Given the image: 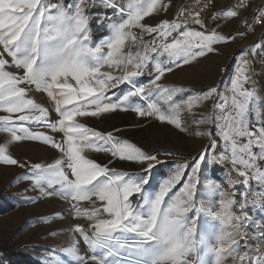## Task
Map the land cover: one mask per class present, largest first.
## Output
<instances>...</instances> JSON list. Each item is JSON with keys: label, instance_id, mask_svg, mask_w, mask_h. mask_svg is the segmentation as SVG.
I'll use <instances>...</instances> for the list:
<instances>
[{"label": "snow or ice", "instance_id": "6c2138e0", "mask_svg": "<svg viewBox=\"0 0 264 264\" xmlns=\"http://www.w3.org/2000/svg\"><path fill=\"white\" fill-rule=\"evenodd\" d=\"M211 4L196 0L171 21L150 26L145 18L166 12L170 0H0V133L9 143L36 141L59 153L46 165H28L17 182L30 180L41 196L69 202L73 219L86 220L91 230L89 235L81 224L70 229L91 255L81 254L73 235L67 247L49 250L43 264H264V220L250 214L264 213V96L255 86L251 59L257 49L264 51V41L235 57L228 95L218 87L194 93L161 82L166 73L218 54V45L264 25L260 6L251 23L241 21L245 32L209 31L201 13ZM248 7L250 0H236L212 18H238ZM94 31L103 35L94 39ZM145 75L148 81L140 82ZM121 85L128 90L112 92ZM33 92L45 95L50 107L37 102ZM209 100L210 112L184 121V112L194 116ZM116 111L153 117L207 137L208 145L190 159L173 161L153 184V171L166 163L160 157L178 153L146 151L78 119ZM51 112L58 119L51 120ZM29 125L60 132L63 139ZM191 125L197 130L191 132ZM87 153L112 159L101 164ZM116 160L137 164L144 174L109 167ZM0 165L26 166L8 153L7 144L0 145ZM215 165L225 168L224 182L204 175L206 166ZM83 202L91 207H81Z\"/></svg>", "mask_w": 264, "mask_h": 264}, {"label": "rangeland", "instance_id": "374dc122", "mask_svg": "<svg viewBox=\"0 0 264 264\" xmlns=\"http://www.w3.org/2000/svg\"><path fill=\"white\" fill-rule=\"evenodd\" d=\"M186 1L181 0L175 7H169L166 12L161 11L149 18H145L143 22L154 26L165 19L171 21L177 11L181 7H185ZM220 1H212L209 7L211 15L218 12V10H228L236 0H223L222 4H225V7L218 8ZM260 2L264 3V0ZM92 11L103 10L93 9ZM238 19H230L231 22L216 28L221 34L234 35L244 29V26L241 25V18L238 17ZM145 39H149V37H145ZM261 41H264V26L247 33L242 41L237 37L234 42L218 45V54H209L199 58L197 62L191 65H185L175 69L173 72L166 73L161 82L169 86H183L194 93L205 91L209 87H218L221 92L228 95L227 88L236 63L235 57L243 49ZM251 59L255 71V76L253 77L255 86L259 90V94L264 96V51L257 49V55L251 57ZM222 69H226V71H222ZM148 79L147 75L138 78L143 83H146ZM251 86V84L246 85V87ZM127 90L128 85H121L119 88L113 89L112 92H115L116 95H122ZM109 94L111 95V93ZM30 95L45 107H50L45 95L36 92L30 93ZM113 98L115 99V97ZM133 101L144 107L147 106L146 102L139 98H133ZM212 105V100L207 101L202 107L193 110L196 113L194 116L184 112V121L190 124L192 120L199 119L200 114L208 113L212 110ZM50 119H58L55 112L50 113ZM78 119L91 129L102 133L112 132L120 139L127 140L146 151L161 150L178 153V157H160L166 163L159 165L153 171V184L168 172L173 161L182 160L183 158L190 159L203 151L208 145L207 137L197 138L188 133L180 132L170 125L162 124L153 117H138L132 111H116L99 118L83 117ZM205 127L207 126H201V130H204ZM29 128L34 132L39 131L50 135L57 141H62L63 139L62 133L52 132L46 127L29 125ZM116 129H120V131L117 132L115 131ZM196 130V126L191 125L190 131L194 132ZM9 140L10 137L7 134L0 133V145L7 144L8 153L20 164L26 166L0 165V197L13 201L17 207L14 211L0 216V255L24 250L25 253L34 254L36 259L43 264V259L47 256L49 250L67 247L71 243L73 235L79 240L81 254L85 256L91 255V251L80 239L79 235L70 232L74 225L81 224L91 235V230L88 229L86 220L73 219L69 202L56 195L41 196L38 190H33L30 180L21 179L17 182L18 177H22L29 172L28 165L37 163L46 165L53 162L59 156V153L40 142L24 140L9 143ZM87 155L101 164H108V161L112 159L105 153H87ZM109 167L115 168L117 171L144 174L141 172L139 165L127 161L116 160ZM204 175L210 176L218 182H224L226 179L225 168L219 165L206 166ZM29 198L34 199L35 202H29ZM97 206H99V202ZM81 207H91V205L88 202H83ZM57 214H60L59 218ZM250 214L257 219L264 220V213L253 210ZM45 219L48 220L47 223L44 222ZM249 243L254 242L250 241ZM226 264H232V261L228 260Z\"/></svg>", "mask_w": 264, "mask_h": 264}, {"label": "built area", "instance_id": "2783aa9c", "mask_svg": "<svg viewBox=\"0 0 264 264\" xmlns=\"http://www.w3.org/2000/svg\"><path fill=\"white\" fill-rule=\"evenodd\" d=\"M260 1L261 0H250V7L246 8L244 10H241L239 18H241V20L247 19L249 21V23H251V21L253 19V15L255 13V9H257L260 6H264V3L260 2ZM195 3H196V0H187L186 3H185V8L195 5ZM235 3H236V1L233 2L232 6ZM216 13H218V12H216ZM201 16L204 19L205 25H206V27H207V29L209 31L215 29L217 32H220L216 27H218V26L220 27V26H222V25H224V24L229 22L228 20L226 21L224 19H213L212 18L213 14L211 15L209 13V8L207 10H205L204 12H202ZM263 26L264 25H261V24H255L253 26V30H255L258 27H263ZM191 27L197 28L198 26L193 24V25H191ZM246 28H247V26L245 25L244 29L241 30L240 32H245ZM249 32H251V31H248L247 33H249ZM246 35L238 36L239 40L240 41L244 40Z\"/></svg>", "mask_w": 264, "mask_h": 264}, {"label": "trees", "instance_id": "16d2710c", "mask_svg": "<svg viewBox=\"0 0 264 264\" xmlns=\"http://www.w3.org/2000/svg\"><path fill=\"white\" fill-rule=\"evenodd\" d=\"M95 29V25H93ZM103 35L98 31H94V38ZM16 205L13 201L7 198L0 197V216H4L16 209ZM0 264H42L34 254L25 253L24 250L4 253L0 255Z\"/></svg>", "mask_w": 264, "mask_h": 264}, {"label": "crops", "instance_id": "0c3cea01", "mask_svg": "<svg viewBox=\"0 0 264 264\" xmlns=\"http://www.w3.org/2000/svg\"><path fill=\"white\" fill-rule=\"evenodd\" d=\"M181 0H170V7H175L177 4H179V2H180ZM212 1H214V0H212ZM165 2L166 3H168L169 2V0H165ZM222 2H223V0H221L220 1V3H218V8H220V7H225V4H222ZM222 11H224V10H218V13L219 12H222ZM216 13V12H215ZM147 18H149V17H147ZM238 19V18H237ZM239 20V19H238ZM229 22H231V20H229ZM197 30H202V29H199V27H197Z\"/></svg>", "mask_w": 264, "mask_h": 264}]
</instances>
